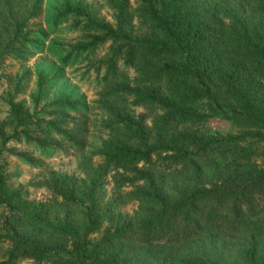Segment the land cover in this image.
I'll use <instances>...</instances> for the list:
<instances>
[{"label":"trees","instance_id":"16d2710c","mask_svg":"<svg viewBox=\"0 0 264 264\" xmlns=\"http://www.w3.org/2000/svg\"><path fill=\"white\" fill-rule=\"evenodd\" d=\"M136 1L110 0V24L82 0H61L55 20L73 14L85 34L63 60L111 40L100 78L108 133L94 153L100 165L51 174V200L29 199L0 165V264H264V0ZM18 5L0 0V69L9 51L27 56L26 37L16 42L38 6ZM214 116L242 128L208 133ZM109 168L117 185L106 197Z\"/></svg>","mask_w":264,"mask_h":264},{"label":"rangeland","instance_id":"374dc122","mask_svg":"<svg viewBox=\"0 0 264 264\" xmlns=\"http://www.w3.org/2000/svg\"><path fill=\"white\" fill-rule=\"evenodd\" d=\"M82 1L88 5L93 18L114 24L115 12L110 0ZM16 2L25 14L30 12L33 3L38 9L16 42L17 46L27 39L22 46L27 56L20 59L9 51L1 64L0 165L7 182L22 189L29 199L51 200L54 195L47 181L52 173L82 177L85 159L93 166L101 163L100 156L94 154L108 133L104 125L107 114L101 99L104 86L100 81L106 67L101 60L110 56L112 44L107 40L90 53H73L63 60L71 48L82 41L83 20L78 22L73 14L59 15V20H55L63 11L59 6L61 0ZM137 5L136 0H128L130 9ZM118 70L134 77V70L123 61ZM39 73L43 75V93L38 99ZM59 97L77 99L76 109L59 111L53 104ZM11 102L16 105L15 110ZM144 112V107H135L134 114ZM146 112L149 124L150 115ZM241 128L219 116L209 118L205 124L208 133H235ZM114 175L112 168L107 169L106 197L116 189ZM122 188L130 191L132 186L125 183ZM135 207V203L129 202L122 205L121 210L131 212ZM2 213L0 209V219ZM7 247L8 242L0 240V260ZM17 264H31V261L21 260Z\"/></svg>","mask_w":264,"mask_h":264}]
</instances>
